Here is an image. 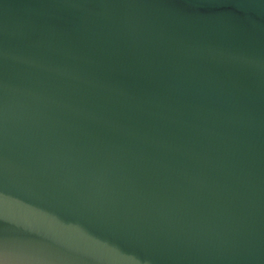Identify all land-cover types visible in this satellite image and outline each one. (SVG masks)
I'll list each match as a JSON object with an SVG mask.
<instances>
[{"label": "water", "instance_id": "water-1", "mask_svg": "<svg viewBox=\"0 0 264 264\" xmlns=\"http://www.w3.org/2000/svg\"><path fill=\"white\" fill-rule=\"evenodd\" d=\"M0 264H264V0H0Z\"/></svg>", "mask_w": 264, "mask_h": 264}]
</instances>
